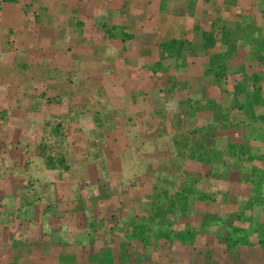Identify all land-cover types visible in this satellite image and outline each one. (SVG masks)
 Listing matches in <instances>:
<instances>
[{"label":"crops","instance_id":"0c3cea01","mask_svg":"<svg viewBox=\"0 0 264 264\" xmlns=\"http://www.w3.org/2000/svg\"><path fill=\"white\" fill-rule=\"evenodd\" d=\"M192 8L190 0H0V150L5 158V165H0V264L14 246L10 237L2 238L3 230L10 232L5 221L19 220L16 207L27 197L24 181L11 183L5 168L18 170L30 162L25 155L35 151L38 155L35 140L47 120L62 122L70 168L59 176L42 165L44 178L38 185L45 184L49 194L42 196L51 207L49 212L41 210L47 222L39 221L40 209L34 202L26 215L30 222L18 223L27 224L17 235L23 256V250L42 240L41 254L31 258L34 264L62 263L46 250L79 249L78 243L59 239L57 229L52 232V227H61L57 219L62 209L77 214L73 203L77 194L87 199L111 184H121L127 196L142 194L153 185L154 172H165L169 158L174 160L169 170L176 165L175 172L185 168V160L174 158L171 140L183 125L193 130L198 119L175 107L194 99L201 82L192 66L186 68L191 74H182L168 64L169 53L158 70L155 46L179 38L180 29L192 37L190 24H184ZM228 8L239 10L236 5ZM249 9L250 4L240 11ZM123 28L133 37L124 44L119 37ZM107 112L112 113L107 122L113 126L105 132L94 122ZM170 175L163 180L173 185L177 173ZM7 200L9 206L3 209Z\"/></svg>","mask_w":264,"mask_h":264},{"label":"trees","instance_id":"16d2710c","mask_svg":"<svg viewBox=\"0 0 264 264\" xmlns=\"http://www.w3.org/2000/svg\"><path fill=\"white\" fill-rule=\"evenodd\" d=\"M243 14L252 18H250L251 24L249 22L245 24L247 30L239 21H231L235 17V11L232 10H229L227 19L218 13L219 21H212L207 31L201 30L198 27L199 24L195 26V33H198L197 37L203 49L221 47L222 52L213 55L220 56L225 62L231 61L232 57H238L241 52L242 61L236 64L232 62L230 66L222 63L219 70L212 67L209 60L212 55H209L207 63L202 66L192 65L193 75L201 82L198 87L199 96L197 90L194 99L179 101L178 105L182 104L175 108H178V111L183 109L185 115H195L198 124L205 120H215L212 125L206 124L205 127L192 131L193 134L202 136L207 132L214 135L217 130H234L242 125L245 127L244 133L248 145L240 140L231 139L226 152L221 151L214 156L213 151L210 156L205 152L201 142L190 146L186 138L176 137L175 140H171V146L175 152L174 158L178 161L190 159L196 164L198 168L196 173L199 178L197 189L178 179L177 184L170 185L173 186V193L167 189L159 190L157 186L151 185L147 188L148 190H142V194L135 191L136 193L127 196L121 191V184H111L97 194L91 192L87 199L80 198L77 194L73 203L76 208L79 207L78 215L68 209H62V214L57 219L61 222V227H52V232L57 229L59 239L67 240L68 238L72 244L77 243L78 238H85L87 235L108 247L114 244L115 239L121 234L125 239H132L131 241L137 239L140 242H144L147 237H152L156 244L163 243V246L166 245V248L172 249L175 242L183 246L192 245L202 227L224 222L230 228L224 240L227 252L235 254L242 247L248 249L256 245L264 247V221H260V216L251 215L255 205L262 207L264 212V153L259 154L258 148L257 154H251L253 145L264 138V128L259 129L255 126L256 123H264V113L259 115L254 113L256 107L264 108V0H251L250 9ZM97 26L102 28L100 24ZM187 31V29H180L179 38L171 37L155 46L159 57L158 70H160L161 61L168 60L165 56L167 53L170 55L168 64H172L173 56L196 52L192 50L195 46L187 36ZM119 37L122 44L126 38L128 40L133 38L126 34L124 28ZM111 38L117 40L114 35ZM163 79L165 81V71ZM184 88L182 87L181 90ZM244 115L250 117L254 125L245 124ZM76 118L72 122L76 121ZM96 119L99 121H95L94 124L105 132L113 126L111 122H107L113 119L111 112L105 113L103 120ZM35 141L38 146V157L43 159L47 170H57L59 176L60 173L69 171L65 133L61 120L44 122L42 135ZM51 141H54L59 148L56 153H53ZM243 159H246L245 163L249 166L248 171H241ZM4 160L0 150L1 166L5 165ZM168 160L174 161L170 158ZM172 169L179 171L178 167H172ZM1 171L0 168V176ZM107 177H109L108 173ZM31 187L32 183L28 185V189L30 190ZM221 190L226 192L225 199L221 198L219 193ZM37 200L39 199L27 194L25 203H19L16 207V213H20L19 220L13 223L5 221V224L9 226L8 230L12 232H9V235L6 230H3L5 233L2 238L12 237L19 232L23 233L27 224L20 226L18 223L19 221L30 222L26 215L31 213L32 204ZM195 202L197 206L193 205ZM223 202L232 212L224 215L222 219H213L212 214L215 210L222 208ZM50 209L51 207L46 206L44 210L49 212ZM80 209L85 210L88 217H80ZM193 209L195 212L200 210L202 219L209 221V224H203L202 221L200 228H197V225L183 223L182 220L188 217ZM252 221L257 225L256 228L252 227ZM51 224L56 225L55 221ZM109 224L111 228L108 229ZM122 229L124 234L121 233ZM61 231L63 234L59 236ZM106 238L107 240L104 241L103 239Z\"/></svg>","mask_w":264,"mask_h":264},{"label":"rangeland","instance_id":"374dc122","mask_svg":"<svg viewBox=\"0 0 264 264\" xmlns=\"http://www.w3.org/2000/svg\"><path fill=\"white\" fill-rule=\"evenodd\" d=\"M190 4L193 7L192 9L187 10V16L188 21H185L186 26L190 24V31L189 35L192 37L190 40L193 42L194 46L193 51L196 50V52H192L187 55V52L184 53L183 60H171L172 61V67H177V71H183V73H189V71L186 68H190L194 64L197 67L202 66L204 63H207L208 56L210 63L212 67L216 69H220L222 66V63L227 65H232V62L234 64L238 63V61H242L241 58V52L238 57H232L231 61H224L220 56L215 57L213 54L222 52L221 47L216 46L210 49H203L201 42L199 41L197 35L198 33H195V26H198L203 31H207L209 26L211 25L212 21H217L218 13L223 16L224 19H227L228 13H229V6L230 5H236L238 7V11H235V17L231 21H239L246 30L248 29L245 24L249 22L252 23V18L250 19L247 16H241L239 12H242L240 10L245 9L249 7V4L247 0H190ZM193 4V5H192ZM219 21V20H218ZM237 23V22H236ZM194 24V26H193ZM197 28V27H196ZM196 35V36H195ZM248 50V47L246 48ZM250 50V49H249ZM246 52V51H245ZM170 60V59H169ZM191 62V64H190ZM192 70V69H191ZM180 74L179 76H181ZM184 111V110H183ZM256 115H259V113H264L263 107H256L255 112ZM244 123L245 124H253V121L250 120V117L244 115ZM207 118V117H206ZM205 118V119H206ZM242 118V117H241ZM242 119V120H243ZM215 120H205L202 121L200 124H196V127L193 130L187 129L188 125H183V128H181L180 132H176L177 136L175 138H186L188 141V144L190 146H194L199 144L200 142L204 145L203 148L208 155H212V152L214 151V156L217 155L219 152L223 151L226 152L227 147L229 145L230 140H240L244 143H246V137H245V127L240 125L238 129L234 130H217V132L214 133V135L210 133H206L201 136V134H193L192 131H195L196 129H199L201 127H205L206 124L212 125ZM216 124V123H215ZM254 125V124H253ZM255 126L257 128H264V123H256ZM152 130L155 131L156 128L152 127ZM204 136V137H203ZM174 138V140H175ZM53 140V139H52ZM66 140V136H65ZM173 140V139H172ZM90 141V139H89ZM51 144L53 146L52 150L53 153H56L58 146L54 141H51ZM248 145V143H246ZM253 145V144H252ZM256 145V146H255ZM259 147H258V146ZM254 148H252L251 154H257V150L259 148V154L264 153V138L259 139L257 143L253 145ZM247 152V151H245ZM210 155V156H211ZM246 156L247 153H245ZM209 156V157H210ZM223 157V156H222ZM68 158V156H67ZM25 160L30 161L25 164V167H23L22 161H20V169L13 170L10 168H5V177L7 179L13 178L11 180V183H22L23 189L27 190V194H29L32 197H36L38 207H39V221L44 222L46 224V217H44V214L41 212V210L45 209L46 206H49V202L47 201L45 197L46 195L49 196L46 190V185L40 186L38 185L39 182H42L44 178V169H43V159L38 157L36 151L34 154L25 155ZM11 161V159H9ZM42 161V162H41ZM193 163L190 159H185V168L182 169L180 172H175L176 170H169L170 166H173L172 162H166L165 164V172H161L157 170V173L155 175V172L153 173V176L151 178L153 186H157V188L160 189H167L170 193H173V186H170L169 182H166L164 179L166 177L171 176L170 173L173 175L174 173H177V178L179 180L185 181L188 183V185L194 189H197V181H198V175L196 173L197 166L195 165H188V163ZM229 161V160H228ZM246 162V159H243V162H241L242 169L241 171H248L249 166ZM10 165V164H8ZM251 165V164H249ZM109 166H112V164L109 163ZM177 167V165H176ZM13 170V172L11 171ZM9 176H11L9 178ZM161 177V178H160ZM20 179V181H19ZM32 183V187L29 190L27 187L29 184ZM177 184L175 182L173 185ZM87 185V184H86ZM153 187V188H154ZM152 188V189H153ZM126 190L128 189V186H126ZM175 191V188H174ZM221 198L225 199V190L219 191ZM43 196V197H42ZM52 198V197H51ZM264 198V197H263ZM10 201H5L2 205V208L9 206ZM197 204L196 202L193 203V205ZM222 208L220 210H215L213 215V219L218 220L222 219V217L228 213H231L229 210V207L225 202L222 203ZM197 206V205H195ZM194 207V206H193ZM203 207V206H201ZM192 207H190L191 209ZM76 212L79 209L76 208ZM239 210V209H238ZM81 212L84 211V213H79L80 217H88V213L80 209ZM192 210L188 214V217H185L182 222L188 223L189 225H197V228H200V224L202 221L203 224H209L207 220L202 219V215L200 210ZM206 211V210H205ZM237 210L235 211V213ZM42 213V214H41ZM42 216H41V215ZM252 216H260V221H264V212L262 207H259V205H255L251 212ZM174 216V215H173ZM126 218V217H125ZM174 219V217L172 218ZM131 224V223H130ZM187 224V226H188ZM252 227L256 228L257 225L252 221ZM111 227V224L108 225ZM125 227V226H123ZM130 227V226H126ZM208 227V228H207ZM206 228L202 227V230L199 235L195 238V240L192 242V245H181V243H174L172 246V249L169 247H165L162 244H156L152 237H147L144 242H140L139 240H128L122 237L120 234L119 238L115 239V243L112 245H108V247H105L103 243H98L94 239L89 238L87 235L85 238L80 237L77 240L79 249L77 251H74L71 249H62V250H46L51 251V253H55V257L57 259H61V264H264V247L261 245H256L252 249H248L246 247L240 248L238 252L235 254L231 252H227L226 248L224 247V240L226 238V234L228 232L229 225L224 222H218L214 225L207 226ZM45 229V227H44ZM124 230L122 229L123 233ZM124 234V233H123ZM18 235V234H17ZM17 235H12V237L9 238V242L13 243V247L11 250H7L6 254L3 260V263L5 264H16L17 258L20 260L18 264H34L33 260L34 257H37V253H40V243L42 240L37 241L36 244L30 245L29 248L26 249V251L23 250L25 255L23 256V253L21 250H19L18 241L19 237ZM85 236V235H84ZM38 238H41L39 236H36ZM86 239V240H85ZM104 241L107 240L103 239ZM102 241V240H101ZM76 244H73L75 246ZM152 245H154L152 247ZM17 246V247H16ZM165 247V251H164ZM35 248V249H34ZM55 250V251H54ZM19 251V252H18ZM16 253V255H15ZM23 257H22V256ZM46 255V253L44 254ZM2 256V255H1ZM40 256V255H39ZM52 257V256H50ZM65 258V259H63ZM58 264V262H56Z\"/></svg>","mask_w":264,"mask_h":264}]
</instances>
